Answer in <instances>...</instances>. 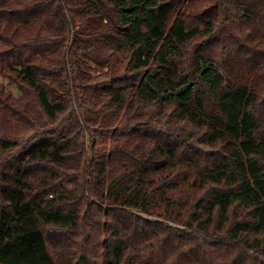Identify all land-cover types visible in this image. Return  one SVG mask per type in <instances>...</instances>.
Wrapping results in <instances>:
<instances>
[{"label":"trees","instance_id":"obj_1","mask_svg":"<svg viewBox=\"0 0 264 264\" xmlns=\"http://www.w3.org/2000/svg\"><path fill=\"white\" fill-rule=\"evenodd\" d=\"M3 78L0 264H264V0H0Z\"/></svg>","mask_w":264,"mask_h":264},{"label":"rangeland","instance_id":"obj_2","mask_svg":"<svg viewBox=\"0 0 264 264\" xmlns=\"http://www.w3.org/2000/svg\"><path fill=\"white\" fill-rule=\"evenodd\" d=\"M191 8H192V6L189 7V10ZM99 70L100 69L97 68V69H95V72L98 73ZM0 84L5 91L3 93H6V95H7V93H11V95L14 99H17L18 97H20L21 93H19V91L17 90L16 85L14 83L12 84L9 80L3 78L0 80ZM0 113L4 114V110L1 109ZM140 214L144 216V214H142V213H140ZM149 219L154 220V218H151V217ZM56 245H58V243H56Z\"/></svg>","mask_w":264,"mask_h":264}]
</instances>
